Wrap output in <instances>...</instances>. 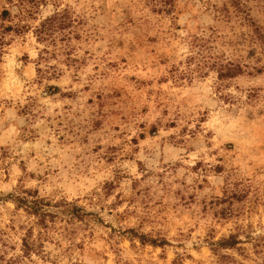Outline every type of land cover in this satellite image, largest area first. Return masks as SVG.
<instances>
[{
  "label": "rangeland",
  "instance_id": "374dc122",
  "mask_svg": "<svg viewBox=\"0 0 264 264\" xmlns=\"http://www.w3.org/2000/svg\"><path fill=\"white\" fill-rule=\"evenodd\" d=\"M153 1L0 0V198L52 217L27 264H264V0ZM212 27L223 71L183 79ZM38 218L0 201L3 264Z\"/></svg>",
  "mask_w": 264,
  "mask_h": 264
},
{
  "label": "trees",
  "instance_id": "16d2710c",
  "mask_svg": "<svg viewBox=\"0 0 264 264\" xmlns=\"http://www.w3.org/2000/svg\"><path fill=\"white\" fill-rule=\"evenodd\" d=\"M201 5H197L198 11L205 10L209 8L210 1L200 0ZM153 6V11L157 12L159 14L168 15L171 17V19L175 20V11L177 7L175 6V2H170L169 0H154L153 3H151ZM174 7V8H173ZM221 21L222 22H231L230 19L232 18V14L228 13L227 15L221 14ZM213 33L210 35V38H205V35H207V31H204V33L201 36H191L188 39V43L190 46L191 53L194 54L192 63H194V66L189 67L185 71H181V77L184 79L193 80L194 77L197 78H204L207 75H209L210 71H213L214 69H219L223 71V69L220 67V62L218 61L214 55H212L210 52L213 51L212 48L208 47L209 43L215 39L216 37L220 38V31L222 34V29L220 30L219 27H212L209 29ZM216 36V37H214ZM212 64L210 65V63ZM224 67V65H221ZM23 180L21 179V182ZM38 191H31L24 189V187L19 188L15 193L9 194L8 196H2L0 198V201H11L14 203L19 209H23L29 216H35L38 218L37 227L39 228L40 235L39 238L31 237V232H28L29 234L26 236V239H23L25 245H23V256H19L17 258H11L8 260V264H27L25 263L24 259L30 258L34 253L37 252L38 246L40 245V240L44 236L42 231L47 228L48 226V219L52 218L49 214V207L50 203L45 202L42 200V198L39 197ZM84 208L79 207L77 205H69L66 207L65 213L71 218L76 219L84 222H89L91 220L90 217H93L94 214L88 213ZM44 226V227H43ZM130 233H134L133 230ZM136 234V233H135ZM139 237V239L142 241L143 244H146L148 242V237L146 235H136ZM152 243H156L155 241ZM164 243H160V245H163ZM6 255V254H5ZM1 255L0 252V260L2 261L1 264H3L4 261H6V256Z\"/></svg>",
  "mask_w": 264,
  "mask_h": 264
}]
</instances>
